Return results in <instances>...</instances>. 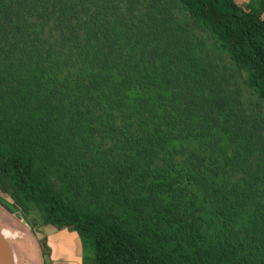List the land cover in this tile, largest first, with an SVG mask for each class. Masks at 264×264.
Returning a JSON list of instances; mask_svg holds the SVG:
<instances>
[{
    "label": "trees",
    "instance_id": "16d2710c",
    "mask_svg": "<svg viewBox=\"0 0 264 264\" xmlns=\"http://www.w3.org/2000/svg\"><path fill=\"white\" fill-rule=\"evenodd\" d=\"M260 7L0 0V204L91 264H264Z\"/></svg>",
    "mask_w": 264,
    "mask_h": 264
},
{
    "label": "rangeland",
    "instance_id": "374dc122",
    "mask_svg": "<svg viewBox=\"0 0 264 264\" xmlns=\"http://www.w3.org/2000/svg\"><path fill=\"white\" fill-rule=\"evenodd\" d=\"M248 1L249 0H240V5L245 6L248 3ZM259 15L261 16L262 19H264V8H261V7L259 8ZM190 27L193 29L192 24L190 25ZM0 198L5 200L10 205H14V200L12 196L10 195V193L6 191V186H4L1 183H0ZM0 207L5 210V207L2 206L1 204H0ZM1 216L3 220L5 221L7 220V216H8V217H14V218L16 217L15 218L16 221L20 223H24L23 224L24 228H22V232L19 234L20 239H16V240L14 239L10 241V244L12 245L11 246L12 251L15 255L17 263L18 264H40V261L38 258L37 247L27 228L32 229V226H33L36 230V234H37V237L39 238L40 243L42 242L44 244H45V238L52 234L57 233V231L51 227H42L40 225V219L38 216L24 215L22 214V212H20V210H18L16 214H13V215H10V213H7L6 211H4V214H1ZM13 222H15L14 219H13ZM83 245H84L83 255L85 258V264H91L89 263V261L92 260V258L94 257L92 244L87 242Z\"/></svg>",
    "mask_w": 264,
    "mask_h": 264
},
{
    "label": "crops",
    "instance_id": "0c3cea01",
    "mask_svg": "<svg viewBox=\"0 0 264 264\" xmlns=\"http://www.w3.org/2000/svg\"><path fill=\"white\" fill-rule=\"evenodd\" d=\"M50 255L46 264H85L84 245L74 232L57 231L47 237Z\"/></svg>",
    "mask_w": 264,
    "mask_h": 264
},
{
    "label": "water",
    "instance_id": "95a60500",
    "mask_svg": "<svg viewBox=\"0 0 264 264\" xmlns=\"http://www.w3.org/2000/svg\"><path fill=\"white\" fill-rule=\"evenodd\" d=\"M5 211L7 213H10L6 208ZM10 215H13L10 213ZM16 220V219H15ZM35 242V245L37 247L38 251V258L40 261V264H46V259L44 256L42 245L39 241V238L37 237V234L32 230L27 228ZM0 264H14L13 263V251L11 247L7 244L5 239L3 238L1 231H0Z\"/></svg>",
    "mask_w": 264,
    "mask_h": 264
},
{
    "label": "bare ground",
    "instance_id": "6f19581e",
    "mask_svg": "<svg viewBox=\"0 0 264 264\" xmlns=\"http://www.w3.org/2000/svg\"><path fill=\"white\" fill-rule=\"evenodd\" d=\"M4 211L5 210L0 207V231H1V234H2L3 238L7 242V244L11 247L12 246L10 244L11 240L20 239L19 238V234L22 232V228H24L23 227L24 223H20V222L16 221L15 220L16 217L14 218V217H8V216H7V220H6L7 222H6L5 220H3L2 216H1V214H4ZM13 219L15 220V222H13ZM21 224H22V226H21ZM11 249H12V247H11ZM13 263L14 264H18L17 261H16L14 253H13Z\"/></svg>",
    "mask_w": 264,
    "mask_h": 264
}]
</instances>
